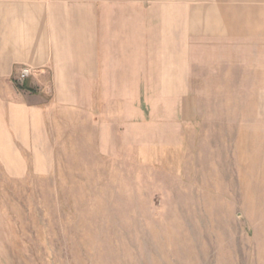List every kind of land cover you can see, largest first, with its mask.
<instances>
[{
    "label": "rangeland",
    "instance_id": "rangeland-1",
    "mask_svg": "<svg viewBox=\"0 0 264 264\" xmlns=\"http://www.w3.org/2000/svg\"><path fill=\"white\" fill-rule=\"evenodd\" d=\"M181 5L143 43L161 81L127 82L108 131L65 110L56 160L0 177V264H264V32L189 39Z\"/></svg>",
    "mask_w": 264,
    "mask_h": 264
},
{
    "label": "crops",
    "instance_id": "crops-1",
    "mask_svg": "<svg viewBox=\"0 0 264 264\" xmlns=\"http://www.w3.org/2000/svg\"><path fill=\"white\" fill-rule=\"evenodd\" d=\"M169 1L0 0V177L56 160L52 130L60 129L65 110L77 112L82 103L90 123L97 115L108 131L105 107L127 82L161 81L164 64L153 61L155 53L147 61L142 47L160 34L169 40L170 23L157 20L167 17L158 9ZM175 1L182 3L180 32L189 39L192 20L205 36L264 32V6L256 5L264 0ZM24 68L30 75L21 81Z\"/></svg>",
    "mask_w": 264,
    "mask_h": 264
},
{
    "label": "built area",
    "instance_id": "built-area-1",
    "mask_svg": "<svg viewBox=\"0 0 264 264\" xmlns=\"http://www.w3.org/2000/svg\"><path fill=\"white\" fill-rule=\"evenodd\" d=\"M29 75H30V70H29L28 68H24V69L21 71L20 75H19V79H20L21 81H23V80L26 79Z\"/></svg>",
    "mask_w": 264,
    "mask_h": 264
}]
</instances>
